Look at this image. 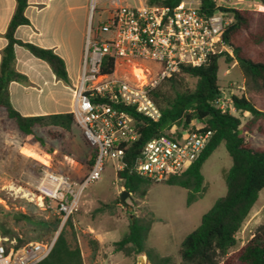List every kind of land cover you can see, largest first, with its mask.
<instances>
[{"label": "trees", "instance_id": "trees-1", "mask_svg": "<svg viewBox=\"0 0 264 264\" xmlns=\"http://www.w3.org/2000/svg\"><path fill=\"white\" fill-rule=\"evenodd\" d=\"M165 6L174 7L181 0H155ZM15 6L3 37L5 46L0 51V111L12 120L20 133L32 136L34 128H58L69 132L74 123L72 113H60L47 116L23 117L9 103L8 84L23 82L25 77L14 70V47L20 46L31 56L47 64L57 80L67 84L68 78L63 60L51 49L41 48L31 43L15 39L18 26L29 21L24 15L27 0H14ZM264 6V0H258ZM198 9L211 14L215 9L231 15L232 21L226 27L222 39L231 49L232 57L225 61L234 62L244 80L248 97L243 93L231 96V104L236 112L247 113L250 117L244 123L235 115L221 112L215 104L220 97L217 83V60L211 57L199 67H181L179 72L162 80L150 93L158 107L160 117L150 121L133 114L138 139L125 150L124 166L116 171V177L123 190L136 198H144L152 181L139 176L131 168L143 144L176 129H194L211 133L206 146L194 162L182 173L170 176L162 182L168 186H177L187 191L186 205L196 201L202 190L203 175L201 167L214 150L223 143L231 165L223 173L225 193L217 198L211 207L201 216L199 224L179 243V262L169 256H159L153 248L146 246L149 229L153 219H144L131 215L127 229L119 240L113 242L112 250L125 258L144 255L146 264H264V222L259 225L252 237L241 247L237 246V233L257 201L264 188V145L251 147L246 135H264V104L256 96H264V12L246 9H226L216 7L213 0H199ZM101 70L111 73L112 59L102 61ZM187 78L194 79L190 87ZM51 134L52 138L61 137ZM45 152L43 139L35 137ZM83 139V137H82ZM84 140V139H83ZM85 145L90 147L84 140ZM95 149L86 156L88 167L95 158ZM112 203H100L92 213H104L112 210ZM71 216L65 224H70ZM64 224V225H65ZM53 233L50 231L49 234ZM25 240L16 239V246ZM26 243V242H25ZM93 253L97 242L91 241ZM37 264H84L81 252L76 244H70L62 228L56 236L49 254Z\"/></svg>", "mask_w": 264, "mask_h": 264}, {"label": "built area", "instance_id": "built-area-1", "mask_svg": "<svg viewBox=\"0 0 264 264\" xmlns=\"http://www.w3.org/2000/svg\"><path fill=\"white\" fill-rule=\"evenodd\" d=\"M118 1L123 0H103L109 9L102 24L92 35L87 34L78 81L72 90L74 123L95 149V158L79 183L44 165L35 186L38 204L53 205L61 225L78 210L82 190L99 179L105 159L118 163L116 171L123 168L126 148L138 139L133 114L150 121L159 119L150 93L162 80L181 67H199L211 57H232L222 39L232 21L227 12H202L199 0H181L174 7L155 0L121 5ZM100 34L108 38L100 40ZM106 58L113 61L111 73L101 70ZM228 94L220 93L215 104L221 112L233 115V93ZM210 135L196 126L152 138L143 144L131 169L152 182L165 181L194 162ZM54 240L16 246L15 240L0 236V264H37L49 254Z\"/></svg>", "mask_w": 264, "mask_h": 264}, {"label": "rangeland", "instance_id": "rangeland-1", "mask_svg": "<svg viewBox=\"0 0 264 264\" xmlns=\"http://www.w3.org/2000/svg\"><path fill=\"white\" fill-rule=\"evenodd\" d=\"M76 1L84 2V0ZM184 1L190 2L191 0ZM87 3L88 18L82 46L83 51L87 34L91 33L92 35L95 29L102 24L106 17V11L109 9L108 4L103 0H87ZM125 3L132 4L133 0L118 1L119 5ZM215 3L226 9L264 12V7L260 5L258 0H229L227 2L215 0ZM78 23L80 21H77ZM107 38L108 35L106 34L99 36L100 40ZM76 40V50L72 58L75 57L78 49V37ZM145 64L151 65L146 62ZM217 64V83L221 94L223 93L228 97V93H233V95L243 93L245 97H248L244 80L236 64L226 62L225 57L218 58ZM194 81V79L187 78L190 87L193 86ZM65 85H70L69 79ZM241 87L243 89H240ZM256 99H260L261 103L264 104V96H256ZM232 113L240 119L241 123L250 117L247 113L236 111ZM10 121L11 136L14 141L26 145L37 154L44 153L45 148L36 141L35 137L43 139L46 144L45 147L54 150L52 154H48L50 157L49 168L58 174L67 176L76 183L81 181L89 168L85 159L91 151V147L85 145L80 129L76 124L71 126L69 132L53 127H37L34 128L32 136H25L18 131L13 121ZM49 132L54 135L60 134L61 137L53 139ZM245 139L253 148L264 145V135L254 133L246 135ZM10 152L9 150L8 153L10 154ZM43 163L46 162L43 161ZM13 164L14 161L10 158L0 160V174L12 171ZM117 165L115 160H104L99 179L82 190L78 210L71 216L69 225H61L60 219L53 211V205L48 208L38 204L34 190L42 175L35 185H27L22 180L6 181L0 179V236L15 241L16 239H23L25 242L48 241L55 238V235L62 228H65L67 241L78 246L86 264L96 260L100 264L107 260L109 262L107 264H139L137 261L139 255L125 258L112 250L113 242L119 240L124 234L128 220L133 215L154 220L148 232L146 246L153 248L159 256H169L178 263L180 259L177 252L180 241L199 224L201 216L211 207L213 202L225 193L223 173L230 167L231 161L224 144H219L203 163L201 167L202 190L197 200L189 206L186 205L187 191L185 189L162 184L163 181L152 182L144 198L139 199L131 196V199L125 198V204L120 203L118 198L123 188L116 177ZM100 203H112L113 209L104 213L93 214L92 211ZM127 206L130 207V210ZM246 221H249L247 229L250 232L247 233L245 230L244 237L238 234L236 249L242 246H240L241 242H244L250 234L255 232L257 225L264 222V188L260 191ZM89 227L94 232L88 231ZM50 231L53 233L49 234ZM95 234H99L104 240L100 246L97 244V250L93 253L90 242L93 241L91 235Z\"/></svg>", "mask_w": 264, "mask_h": 264}, {"label": "crops", "instance_id": "crops-1", "mask_svg": "<svg viewBox=\"0 0 264 264\" xmlns=\"http://www.w3.org/2000/svg\"><path fill=\"white\" fill-rule=\"evenodd\" d=\"M14 6V0H0V51L6 43L3 34ZM24 15L29 24L18 26L15 29V39L41 48L51 49L57 54L64 62L70 85H65L57 80L46 63L34 58L22 47L15 46L13 67L16 72L25 77V80L8 84L9 103L23 117L71 113L74 107L72 90L79 77L83 55L82 46L87 27V0L82 3L76 0H27ZM77 21L80 23L77 24ZM77 37L78 49L75 57L72 58L76 50ZM10 122L0 111V160L10 158L14 161L12 171L0 174V179L6 181L22 180L27 185H35L45 169L44 165L49 168V153L36 152L37 155L45 157L46 163L23 153L22 149L33 151L26 145L12 139ZM9 150L11 151L10 154L8 153ZM248 226L249 221L245 220L237 236L239 234L244 237L245 230L247 233L250 232L247 229ZM88 231L94 232L90 227ZM253 234L241 242L240 246L247 242ZM91 236L99 246L102 244L104 240L102 236L99 234ZM237 236L236 238H238ZM83 262L86 264L84 259ZM90 263L100 264L97 260L88 264ZM107 263H109L108 260L101 264Z\"/></svg>", "mask_w": 264, "mask_h": 264}, {"label": "water", "instance_id": "water-1", "mask_svg": "<svg viewBox=\"0 0 264 264\" xmlns=\"http://www.w3.org/2000/svg\"><path fill=\"white\" fill-rule=\"evenodd\" d=\"M125 198L131 199V195L127 191L122 190L120 195H119L118 200H119L120 203L125 204ZM127 208H128V210H130L129 206H127ZM57 235H58V233L55 235V238H56ZM137 261H138L139 264H146L144 255H139L137 257Z\"/></svg>", "mask_w": 264, "mask_h": 264}, {"label": "bare ground", "instance_id": "bare-ground-1", "mask_svg": "<svg viewBox=\"0 0 264 264\" xmlns=\"http://www.w3.org/2000/svg\"><path fill=\"white\" fill-rule=\"evenodd\" d=\"M22 152L25 153L26 155H29L30 157H33V158H35V159H37V160H40V161H42V162H43V161L45 162V160H43V158H45V157H42V156H40V155H37V154L31 152L30 150L23 149Z\"/></svg>", "mask_w": 264, "mask_h": 264}]
</instances>
